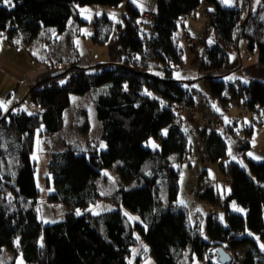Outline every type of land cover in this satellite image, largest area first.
<instances>
[{
  "label": "trees",
  "instance_id": "trees-1",
  "mask_svg": "<svg viewBox=\"0 0 264 264\" xmlns=\"http://www.w3.org/2000/svg\"><path fill=\"white\" fill-rule=\"evenodd\" d=\"M124 1L0 0V37L6 36L11 46L19 47L28 33L36 35L44 27L65 32L72 18L83 23L79 5L116 6ZM202 3L207 6L208 18L204 35L214 32V39L210 43L202 38L210 50L195 52L193 64L214 100L227 106H246L264 122V81L232 83L227 93L228 83L220 72L239 51V30L250 0L238 7H226L219 0H157L155 18L145 25L135 24L143 12L129 0L119 25L123 28L119 62L69 70L71 64L65 76L40 77L25 95L42 108L40 114L22 109L23 101L15 102L8 111L0 106V253L13 247L19 237L15 254L22 253L31 264H141L142 254L132 261L138 232L148 246L142 252L153 255L156 264H193L196 257L204 259L219 246L232 253L234 262L264 264V161L247 154L253 126L246 128V140L240 145L246 165L229 159L231 146L219 132L220 125L209 128L205 124L200 131L205 145L201 158L220 163L224 180L222 191L202 184L199 197L223 210L226 225L214 220V212L209 211L213 214L209 215L208 238L204 239L178 205L181 169L175 164L190 153L181 117L201 101L191 89L193 80H176L173 74L184 63L180 21ZM114 32V21L107 14L97 15L93 40L106 44ZM242 37L248 39L250 51L258 50V63L264 66V0L251 11ZM101 85L107 89L95 98V104L108 149L86 152L68 144L62 151H50L48 178L52 177L55 189L48 201L63 202L68 211L62 221L45 225L38 210L36 162L32 159L36 132L42 129L47 138L61 133L71 94H86ZM203 106L205 114L212 113L220 121L211 104ZM164 129H169L166 137ZM152 138L160 139V149L144 145ZM120 160L122 178L137 185L120 188L110 199L140 215L141 221L134 225L127 224L119 210L100 215L86 211L92 203L105 199L96 179L103 169ZM228 178L227 188L224 181ZM161 181H167L169 188L166 207L159 206L157 199ZM241 247L244 250L239 260L236 251ZM3 264L16 263L12 259ZM206 264L215 263L209 260Z\"/></svg>",
  "mask_w": 264,
  "mask_h": 264
},
{
  "label": "rangeland",
  "instance_id": "rangeland-1",
  "mask_svg": "<svg viewBox=\"0 0 264 264\" xmlns=\"http://www.w3.org/2000/svg\"><path fill=\"white\" fill-rule=\"evenodd\" d=\"M128 1L126 0L116 6L103 4L79 5L78 9L81 19L84 20L83 23L75 22V19L72 18L65 32L58 31L56 27H44L36 35L32 33L26 34L25 38H22L23 44L19 47H11L7 42V37L1 36L0 61H5V64L0 66L4 70L3 78L0 79V106L5 111H8L14 105V101H23L22 109L31 114H40L42 113V108L32 103L28 98L25 99L27 91L24 92V89L29 83L34 82V79L47 74L58 76L64 73L71 64L84 68L119 62L123 55L121 48L123 28H119V25L123 22ZM131 1L136 3L143 13L152 11L157 6V0ZM219 1L226 7L243 6L244 3V0ZM260 4L261 0H250L249 7L255 11ZM101 14H107L115 23L113 39L106 44H99L93 40L94 21L97 15ZM207 19V6L202 3L191 14L180 21L178 33L180 34L183 29H186L184 31L188 30L187 32L190 31L201 38L206 37L208 42L211 43L214 39V32L208 36L204 35ZM146 21L147 18L144 15L143 18L135 21V23L140 22L145 25ZM182 43L184 47V63L181 68L174 72L173 79L181 81L193 80L190 84L191 89L196 98L201 101V103L196 104V108L204 111L203 104L214 105V107L212 105L213 110L219 113L220 116L218 130L226 137L229 146L237 141L246 140V128L253 126V134L248 138L252 143V157L256 161H264L263 157L258 156L264 155V123L261 124L258 120L259 117L246 106H227L220 100H216L217 102L213 103L215 100L206 88L205 80L201 77L199 68L193 64L197 54L187 46L184 39ZM240 54H242L244 63L246 62L245 66L252 65L258 60V50L250 51L248 49V39L242 37L239 42V51L232 54V59L228 66L220 71L224 75V80L228 83L227 93L232 89V83L239 84L240 80L243 83L250 81L243 68H240ZM185 84L188 86V83ZM106 89L107 85H101L94 87L86 94H71V105L66 110L64 130L49 138H47V134L41 132L42 129H38L36 132L35 150L32 159L36 162L35 179L39 190L38 210L40 218L45 225L62 221L68 211L66 204L63 202L51 203L48 201L49 194L54 192L55 189L52 177L48 178L50 176L48 168L50 151H62L68 144L86 152L97 150L101 153L108 149L107 141L103 138V125L97 117L95 104V98L105 92ZM219 105L223 108L221 109ZM209 114L207 113V115ZM182 116V120L185 117V122H187V125H182V128L188 133L190 153H188L183 162L175 164L176 167L181 169L178 205L187 213L190 225L197 228L202 237L207 239L209 211L214 212V220H219L224 225H226V218L225 213L219 206H213L201 199L199 193L203 189L202 184L218 186L222 191L224 176L220 170V163L203 161L201 158L205 147L200 136V131L205 126L203 119H194L189 109H187V112H183ZM209 116H213L212 113ZM168 133L169 129H164L162 132L164 137ZM144 145L147 148L160 149L161 142L158 138H152ZM230 148L229 159H233L230 154L232 153V146ZM121 165L122 161L120 160L113 166L102 170V174L96 179V184L105 199L92 203L86 211L100 215L119 210L127 224L134 225L136 222L141 221L140 215L130 211L121 201L110 199L120 188H133L137 185L134 180L125 182L120 171ZM204 170H206V174L203 172ZM156 193L159 206H168L169 188L167 181L160 182ZM78 212L83 213L84 211L78 209ZM136 238L139 243L134 250L132 261H135L142 254L144 259L141 264H156L153 255L148 254L146 256L142 252V250L148 249V246L138 232ZM19 245L20 238L18 237L13 247H5L0 253V264L12 259H15L16 264H31L26 262L22 253L15 254V250ZM213 250L215 252V248ZM243 250L244 248L241 247L236 251L239 260H241L240 256H242ZM214 252L213 254L209 252L204 259L196 257L193 264H206L209 260L215 264H221L217 260L218 254ZM231 264H239V261H233Z\"/></svg>",
  "mask_w": 264,
  "mask_h": 264
},
{
  "label": "crops",
  "instance_id": "crops-1",
  "mask_svg": "<svg viewBox=\"0 0 264 264\" xmlns=\"http://www.w3.org/2000/svg\"><path fill=\"white\" fill-rule=\"evenodd\" d=\"M155 10H156V7L152 10V11H146V12H144L143 13V17H144V15L146 16V18H147V21L146 22H149V21H151V19H149L148 18V13H153V12H155ZM252 11V10H251ZM248 12H249V6H248ZM184 30H186V29H183V31ZM182 31V32H183ZM188 31V30H187ZM190 32V31H189ZM191 33V32H190ZM192 34V33H191ZM192 35H194V34H192ZM196 36V35H195ZM10 45V44H9ZM1 47V46H0ZM12 47V46H11ZM10 51H12V50H10ZM240 56H241V64H240V68H243V71H244V73L246 74V76H248L249 78H250V80L251 79H258V80H262V81H264V66H261L259 63H258V60L254 63V64H252V65H246L245 66V64H246V62L244 63V59H243V57H242V54H240ZM2 64H5V61H0V66H2ZM6 73V72H5ZM3 74H4V70L2 69V68H0V79H2L3 78ZM40 77H38L37 79H34V82L32 83H29L28 85H27V87H25V89H24V92H26V91H28V89L34 84V83H36L37 82V80L39 79ZM240 82H242V80H240L239 81V83ZM237 84V83H236ZM27 93V92H26ZM25 93V94H26ZM10 99H12V98H10ZM18 100V99H17ZM16 101H14V103H15ZM217 101L215 100L213 103H216ZM13 103V104H14ZM213 105V104H212ZM222 105V104H221ZM221 105H219L220 107H221V109L223 108ZM213 107H214V105H213ZM4 111H5V109H4ZM183 117V116H182ZM181 117V118H182ZM183 119V118H182ZM185 117H184V120H181V126L182 125H187V122H185ZM264 122H261V124H263ZM251 142V141H250ZM240 145H241V141H237V142H235V143H232V153H230L231 154V157H233V159L234 160H236V161H240V162H242L244 165H246V161H245V159H244V156H243V153H242V151L240 150ZM251 147H252V143H251ZM231 149V148H230ZM250 150H251V148H250ZM248 151V156L250 157V158H252V159H254L252 156H253V153H252V150L251 151ZM259 157H263V159H264V155H258ZM232 159V158H231ZM254 160H256V159H254Z\"/></svg>",
  "mask_w": 264,
  "mask_h": 264
},
{
  "label": "built area",
  "instance_id": "built-area-1",
  "mask_svg": "<svg viewBox=\"0 0 264 264\" xmlns=\"http://www.w3.org/2000/svg\"><path fill=\"white\" fill-rule=\"evenodd\" d=\"M148 18L153 20L155 18L154 13H148ZM136 25H143L140 22L135 23ZM183 39L186 41L187 46L193 50L194 52H198V53H205L208 52L210 50V45L207 44L206 42L203 41V39L199 36H194L192 34H190L187 31H183L182 33ZM190 113L193 115L194 119H198V118H202L204 123L209 127V128H213L215 126H219L220 122L218 120H216L213 116H209L207 114L204 113L203 110H200L196 107L191 108L190 109ZM230 178L226 179L224 181V185L228 186L230 185ZM210 214H213L212 212H210Z\"/></svg>",
  "mask_w": 264,
  "mask_h": 264
},
{
  "label": "water",
  "instance_id": "water-1",
  "mask_svg": "<svg viewBox=\"0 0 264 264\" xmlns=\"http://www.w3.org/2000/svg\"><path fill=\"white\" fill-rule=\"evenodd\" d=\"M250 16H251V9L249 7L248 15H247L245 21L242 23V25L240 27V30H239L238 45H239V42H240V40H241V38L243 36L244 26L248 22ZM77 68H79V67L73 66L69 70H75ZM69 70H67L64 73L58 75V77H62V76L67 75ZM213 252H214V250L211 249L210 250V254H213ZM215 252L218 254V259L217 260H219L221 262V264H231L234 261V257L232 255V253L229 250H227L224 246H219V247L215 248Z\"/></svg>",
  "mask_w": 264,
  "mask_h": 264
}]
</instances>
